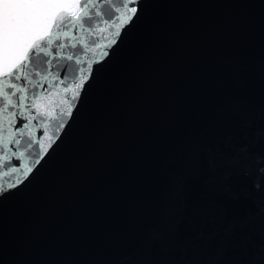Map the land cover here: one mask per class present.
<instances>
[{"label":"water","instance_id":"water-1","mask_svg":"<svg viewBox=\"0 0 264 264\" xmlns=\"http://www.w3.org/2000/svg\"><path fill=\"white\" fill-rule=\"evenodd\" d=\"M133 20L50 155L0 179V264H264V0H138Z\"/></svg>","mask_w":264,"mask_h":264},{"label":"snow or ice","instance_id":"snow-or-ice-1","mask_svg":"<svg viewBox=\"0 0 264 264\" xmlns=\"http://www.w3.org/2000/svg\"><path fill=\"white\" fill-rule=\"evenodd\" d=\"M137 15L138 0H0V179L16 187L50 155L95 75L97 51L109 55ZM61 92L67 110L49 105ZM253 170L259 191L264 163Z\"/></svg>","mask_w":264,"mask_h":264}]
</instances>
